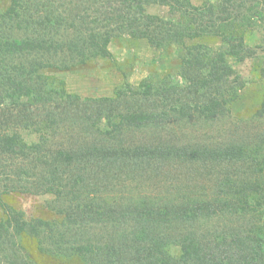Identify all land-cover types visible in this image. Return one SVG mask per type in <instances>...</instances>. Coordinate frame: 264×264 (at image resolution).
Returning <instances> with one entry per match:
<instances>
[{
  "label": "trees",
  "instance_id": "16d2710c",
  "mask_svg": "<svg viewBox=\"0 0 264 264\" xmlns=\"http://www.w3.org/2000/svg\"><path fill=\"white\" fill-rule=\"evenodd\" d=\"M8 2L0 13V264H38L17 248L24 236L85 264H264V95L230 135L208 143L184 130L232 118L248 79L200 39L220 36L238 62L254 57L242 29L264 25V0ZM125 35L182 46L177 77L154 74L82 98L44 72L113 57L112 39ZM10 124L69 136L60 145L54 134L30 141ZM138 179L165 190L134 193L127 185ZM11 192L52 194L57 216L26 218L4 201Z\"/></svg>",
  "mask_w": 264,
  "mask_h": 264
},
{
  "label": "rangeland",
  "instance_id": "374dc122",
  "mask_svg": "<svg viewBox=\"0 0 264 264\" xmlns=\"http://www.w3.org/2000/svg\"><path fill=\"white\" fill-rule=\"evenodd\" d=\"M193 1L195 4L203 2V0ZM8 4V0H0V13ZM150 11H157V7L151 8ZM159 12L166 17L169 16L168 7L160 8ZM242 34L247 46L256 49L258 52L257 55L248 58L245 62H238L234 56L228 55L225 42L220 36L207 35L205 38L200 39V41H204L213 47L216 53H222L235 71L240 73L242 78L248 79V81L241 90L240 97L232 104V118L228 119L227 123L203 124V126L196 127L189 125L184 129L188 135H197V138L200 140L205 139L208 143L211 140H215L216 136L217 138H221L226 134L230 135L231 131L234 132L233 125L235 118L239 115L246 116L247 114H252L260 105L264 95V76L261 70L264 67V60L262 58L264 56V25L257 22L250 27H244ZM195 41L197 40H187L188 43ZM109 49L113 57L94 58L85 65L75 66L70 69L48 67L44 72L63 80L66 89L70 93L79 94L82 98L112 96L118 87L124 86L127 83L138 86L142 79L154 74H156L157 80L171 72L174 74L173 76L177 77V69L179 68L178 59L182 52V46L180 45H175L171 49L169 47L156 48L146 38L125 35L113 38ZM256 123L261 126V123ZM251 125L255 124L251 123ZM65 127L70 128V125L66 123ZM3 128L6 127L4 126ZM8 128L10 131H19L25 139L30 141L38 140L43 133L47 134V136L54 134L55 137L53 136L52 141L56 145L64 143L69 136L67 132L64 133L62 130H57L59 133H54L53 130L41 129V126H30L27 128L21 124H10ZM179 132L182 133L183 130ZM140 134L143 133H138L135 137H141ZM171 176L173 177L174 175ZM154 181L157 180H151L152 183ZM151 182L149 179H138L127 186L134 193L141 190V192L147 191L150 193V191H154L156 193L160 191L162 193L165 190L163 185L159 186V190H155L154 187L156 186H153ZM135 184L136 186L138 184L141 185L140 187L142 188L136 189ZM200 190L203 191L202 189ZM126 191L128 190L121 189V193H127ZM204 192L210 195L215 192L211 181L206 182ZM2 197L5 202L24 212L26 218H54L57 216L55 211L49 207V201L53 197L52 194L11 192ZM3 217L4 212L0 206V220ZM210 222L211 224L215 223L214 220ZM215 225L211 228H214ZM20 246L23 248V253L38 264H85L78 257H57L42 252L36 240L30 236L22 237L17 248L20 249ZM180 250V246L172 245L171 247V252L174 255H179Z\"/></svg>",
  "mask_w": 264,
  "mask_h": 264
}]
</instances>
